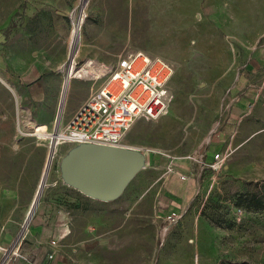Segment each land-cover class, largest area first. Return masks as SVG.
I'll return each mask as SVG.
<instances>
[{
    "label": "rangeland",
    "instance_id": "rangeland-1",
    "mask_svg": "<svg viewBox=\"0 0 264 264\" xmlns=\"http://www.w3.org/2000/svg\"><path fill=\"white\" fill-rule=\"evenodd\" d=\"M0 47V264L53 218L77 264H264V0H0ZM136 49L173 63L168 108L127 130L125 145L158 156L105 201L63 180L72 144L40 131L67 125L99 62ZM34 85L38 98H21ZM185 159L194 196L170 221L157 200L173 168L187 181Z\"/></svg>",
    "mask_w": 264,
    "mask_h": 264
},
{
    "label": "built area",
    "instance_id": "built-area-1",
    "mask_svg": "<svg viewBox=\"0 0 264 264\" xmlns=\"http://www.w3.org/2000/svg\"><path fill=\"white\" fill-rule=\"evenodd\" d=\"M75 64L78 65V62ZM99 65V75L94 79L97 81L106 75L105 79L98 86L92 83V91L86 101L62 131L57 130L58 135L50 139V148L53 142L122 145L125 133L138 117L155 119L166 112L169 102L167 84L174 73L172 62L160 55L136 49L122 54L106 72H103V63L99 62ZM214 156L217 165L224 160L221 152H216ZM189 158L193 159L191 156ZM180 177L186 179L185 174ZM237 210L243 213L242 209ZM178 216L173 211L166 219L173 221ZM64 236L50 240L53 246V250L48 253L50 259L55 257V248ZM11 252L16 258L28 259L19 247H14Z\"/></svg>",
    "mask_w": 264,
    "mask_h": 264
},
{
    "label": "water",
    "instance_id": "water-1",
    "mask_svg": "<svg viewBox=\"0 0 264 264\" xmlns=\"http://www.w3.org/2000/svg\"><path fill=\"white\" fill-rule=\"evenodd\" d=\"M147 153L129 145L81 142L61 157L63 180L84 194L109 201L118 198L128 183L147 164ZM48 163L29 214L35 208L47 174Z\"/></svg>",
    "mask_w": 264,
    "mask_h": 264
},
{
    "label": "crops",
    "instance_id": "crops-1",
    "mask_svg": "<svg viewBox=\"0 0 264 264\" xmlns=\"http://www.w3.org/2000/svg\"><path fill=\"white\" fill-rule=\"evenodd\" d=\"M4 59L5 51L4 49L3 51L1 49V62L4 61ZM35 85L31 89L30 93H23L21 98H24L25 100L37 99L38 88L35 87ZM53 121L54 119L52 117H43L41 119V124L48 129ZM52 130H55V127ZM156 156L158 155H148V161L150 163H154ZM191 161V159H185V161L178 163V166L175 167L181 174L186 175V179H182L180 177L182 180H187L180 186L178 185V175L175 173L174 168L172 171L173 173L167 175L165 192L162 193L157 200L159 205V212L162 216H167L173 211L181 214L191 202L194 196V183L193 181L188 180L190 178V174L187 171L190 168ZM65 230L66 226H64V223H60V221L55 220V218H53V221L48 225H45L44 223H42V221H36L30 227L29 233L27 234L28 242L22 249L23 252L28 256V259L23 260L17 257L8 261L7 264H77L73 260H68L65 257L66 255H64V253L60 251V248L58 246L55 248V257L53 259H50L48 257V253L53 250V246L49 243L50 240L52 238L60 237V235L65 232ZM63 238H60L59 244L61 243V240ZM69 258L72 257L70 256Z\"/></svg>",
    "mask_w": 264,
    "mask_h": 264
},
{
    "label": "bare ground",
    "instance_id": "bare-ground-1",
    "mask_svg": "<svg viewBox=\"0 0 264 264\" xmlns=\"http://www.w3.org/2000/svg\"><path fill=\"white\" fill-rule=\"evenodd\" d=\"M77 61V60H76ZM75 61V62H76ZM90 61V64H93V66L92 67H94V62L92 61V60H88V62ZM87 62V61H86ZM70 64V61L68 62V64L66 63L65 65H66V67L68 66ZM74 65H75V67L76 68H79L82 64H79V65H76L75 63H74ZM95 65H97V63L95 64ZM91 66V65H90ZM91 67V68H92ZM102 67H103V72H106V70L107 69H109V67L110 66H108V65H106L105 63H103V65H102ZM99 75V71L97 70V68L95 67V70H93V69H91V76H90V78H95L96 76H98ZM93 83L95 84L96 83V80L94 79V81H93ZM7 84V83H6ZM10 88L13 90V88L10 86ZM38 129V128H37ZM57 130H59V131H62V127L60 126H58L57 127V129H56V126H55V131L54 130H50V131H47V132H45V131H40V133H41V135L42 136H45L46 138L45 139H49V142H50V139L52 138V136H54V135H58L57 134V132H59V131H57ZM35 133H36V131H35ZM38 135V134H37ZM38 137H39V135H38ZM40 138V137H39ZM54 138V137H53ZM53 144L54 145H56L54 142H53ZM53 144H52V146H53ZM60 144H62L61 142H58V147L60 146ZM52 148V147H51ZM37 203V202H36ZM35 208H36V205H35ZM34 208V209H35ZM34 209L32 210V212L34 211ZM32 212L30 213V214H32ZM29 213H28V219L30 218V215Z\"/></svg>",
    "mask_w": 264,
    "mask_h": 264
}]
</instances>
